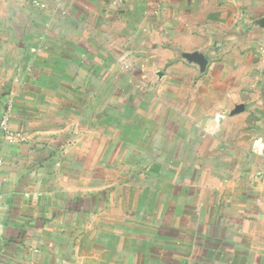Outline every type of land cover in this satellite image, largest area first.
I'll return each instance as SVG.
<instances>
[{
    "label": "crops",
    "instance_id": "obj_1",
    "mask_svg": "<svg viewBox=\"0 0 264 264\" xmlns=\"http://www.w3.org/2000/svg\"><path fill=\"white\" fill-rule=\"evenodd\" d=\"M0 162V264H264V0H0Z\"/></svg>",
    "mask_w": 264,
    "mask_h": 264
},
{
    "label": "built area",
    "instance_id": "obj_2",
    "mask_svg": "<svg viewBox=\"0 0 264 264\" xmlns=\"http://www.w3.org/2000/svg\"><path fill=\"white\" fill-rule=\"evenodd\" d=\"M3 126L5 125V121L3 120L1 123ZM253 149L255 150V152L262 154L263 151V146H262V141L261 139H257L254 144H253ZM0 173H1V162H0Z\"/></svg>",
    "mask_w": 264,
    "mask_h": 264
},
{
    "label": "rangeland",
    "instance_id": "obj_3",
    "mask_svg": "<svg viewBox=\"0 0 264 264\" xmlns=\"http://www.w3.org/2000/svg\"><path fill=\"white\" fill-rule=\"evenodd\" d=\"M121 67H122L123 70H125V71H127L129 73L132 72V68H133L132 65H121ZM137 75H139V72L137 73ZM142 170H144V169L142 168ZM139 172H140V170H139Z\"/></svg>",
    "mask_w": 264,
    "mask_h": 264
}]
</instances>
